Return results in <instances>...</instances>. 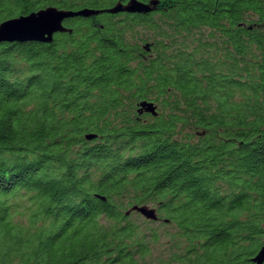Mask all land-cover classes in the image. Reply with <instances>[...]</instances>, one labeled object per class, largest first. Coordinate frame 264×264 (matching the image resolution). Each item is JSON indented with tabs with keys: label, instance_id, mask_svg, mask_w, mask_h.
I'll return each mask as SVG.
<instances>
[{
	"label": "trees",
	"instance_id": "obj_1",
	"mask_svg": "<svg viewBox=\"0 0 264 264\" xmlns=\"http://www.w3.org/2000/svg\"><path fill=\"white\" fill-rule=\"evenodd\" d=\"M129 1L0 0V23L97 13L0 45V264H254L264 247V0L106 12Z\"/></svg>",
	"mask_w": 264,
	"mask_h": 264
},
{
	"label": "water",
	"instance_id": "obj_2",
	"mask_svg": "<svg viewBox=\"0 0 264 264\" xmlns=\"http://www.w3.org/2000/svg\"><path fill=\"white\" fill-rule=\"evenodd\" d=\"M157 6V1H151L148 5L130 0L125 6L121 3L117 4L113 9L106 11L110 14L116 13H148L153 11ZM89 10L78 12L58 10L53 7L41 9L38 12L31 13L27 16L9 19L0 23V45L3 43H50L52 37L56 33H63L66 29L63 22L66 19L74 17L88 18L91 15H96ZM145 112L155 115V107L152 103L142 102L139 105V113ZM93 136H87V139H92ZM130 212H136L145 220L156 221L157 215L154 209L147 206H134ZM254 264L264 263V247L258 252L252 260Z\"/></svg>",
	"mask_w": 264,
	"mask_h": 264
},
{
	"label": "rangeland",
	"instance_id": "obj_3",
	"mask_svg": "<svg viewBox=\"0 0 264 264\" xmlns=\"http://www.w3.org/2000/svg\"><path fill=\"white\" fill-rule=\"evenodd\" d=\"M143 218V217H142ZM144 219V218H143Z\"/></svg>",
	"mask_w": 264,
	"mask_h": 264
}]
</instances>
